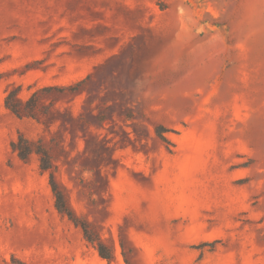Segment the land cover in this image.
Returning <instances> with one entry per match:
<instances>
[{
	"label": "rangeland",
	"instance_id": "rangeland-1",
	"mask_svg": "<svg viewBox=\"0 0 264 264\" xmlns=\"http://www.w3.org/2000/svg\"><path fill=\"white\" fill-rule=\"evenodd\" d=\"M0 264H264V0H0Z\"/></svg>",
	"mask_w": 264,
	"mask_h": 264
},
{
	"label": "trees",
	"instance_id": "trees-1",
	"mask_svg": "<svg viewBox=\"0 0 264 264\" xmlns=\"http://www.w3.org/2000/svg\"><path fill=\"white\" fill-rule=\"evenodd\" d=\"M18 93V88L9 91L5 99L6 106L18 116H34V110L38 102L37 93H34L25 103L18 97ZM11 148L23 160H28L33 153L39 156L40 168L49 172L50 184L56 197L58 211L81 228L85 239L96 245L103 258L111 260L112 253L107 251L101 240L97 238L92 230L91 223L76 213L62 192L61 185L55 175V166L50 148L46 147L41 140H32L24 134H20L16 140L12 141Z\"/></svg>",
	"mask_w": 264,
	"mask_h": 264
}]
</instances>
